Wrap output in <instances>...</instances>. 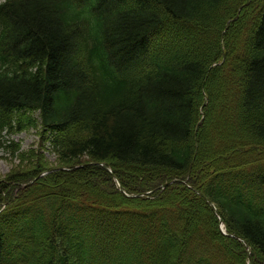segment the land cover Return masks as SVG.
I'll use <instances>...</instances> for the list:
<instances>
[{
  "label": "trees",
  "instance_id": "16d2710c",
  "mask_svg": "<svg viewBox=\"0 0 264 264\" xmlns=\"http://www.w3.org/2000/svg\"><path fill=\"white\" fill-rule=\"evenodd\" d=\"M0 153V264H264V0L0 1Z\"/></svg>",
  "mask_w": 264,
  "mask_h": 264
},
{
  "label": "rangeland",
  "instance_id": "374dc122",
  "mask_svg": "<svg viewBox=\"0 0 264 264\" xmlns=\"http://www.w3.org/2000/svg\"><path fill=\"white\" fill-rule=\"evenodd\" d=\"M216 116H219V112H217ZM21 122H25L24 119H22ZM15 131V133H14ZM45 133L39 132L38 130H35L32 127H23L21 131H16L15 129L12 130L11 139L14 140V143L16 144V147L21 148L24 153H29L30 151H34L36 153V156L30 157V154L23 155L22 158L24 160H35L36 157H42V155L45 156V160L49 162V167H55L58 166V162L55 161V155L53 152L48 149V143L45 140ZM48 149V151H46ZM23 160V164L16 158H13L12 156H4L2 153H0V175L2 177H5L8 173H11L14 170H17L20 168V165H26V162ZM86 160V158L82 159ZM85 162V161H84ZM24 167V166H23ZM22 169V168H20ZM251 262V261H250Z\"/></svg>",
  "mask_w": 264,
  "mask_h": 264
}]
</instances>
